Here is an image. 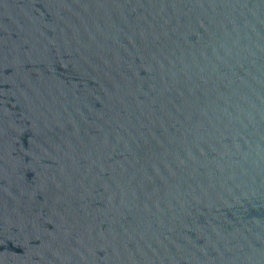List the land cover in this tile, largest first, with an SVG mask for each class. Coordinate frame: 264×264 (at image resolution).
Masks as SVG:
<instances>
[{
    "label": "water",
    "instance_id": "water-1",
    "mask_svg": "<svg viewBox=\"0 0 264 264\" xmlns=\"http://www.w3.org/2000/svg\"><path fill=\"white\" fill-rule=\"evenodd\" d=\"M0 264H264V0H0Z\"/></svg>",
    "mask_w": 264,
    "mask_h": 264
}]
</instances>
